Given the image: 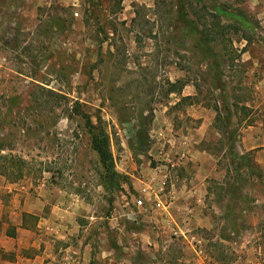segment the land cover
Listing matches in <instances>:
<instances>
[{
	"label": "rangeland",
	"instance_id": "obj_1",
	"mask_svg": "<svg viewBox=\"0 0 264 264\" xmlns=\"http://www.w3.org/2000/svg\"><path fill=\"white\" fill-rule=\"evenodd\" d=\"M186 147L214 165L194 223L171 228L140 180L183 190ZM0 155L21 170L2 180L70 229L47 264H264V0H0Z\"/></svg>",
	"mask_w": 264,
	"mask_h": 264
},
{
	"label": "crops",
	"instance_id": "obj_2",
	"mask_svg": "<svg viewBox=\"0 0 264 264\" xmlns=\"http://www.w3.org/2000/svg\"><path fill=\"white\" fill-rule=\"evenodd\" d=\"M210 123L209 116V119L199 124L196 131H204ZM185 150L187 151L181 162L183 167L186 171L189 168L196 171L190 178L182 179L185 181L183 190L172 191L173 203L168 211L170 216L166 220L171 228H177L186 219L187 226L194 223L191 216L196 209L198 211L201 208L200 201L207 193V182L204 181L206 172H210L214 165L206 161L204 151L194 147H186ZM193 150L194 153H191ZM3 178L0 176V264H47L50 258H61L58 256L61 255L62 247H55L58 243L55 240L58 239L61 244L59 239L68 238L70 229H66L60 221L53 222L51 215H41L38 208L40 203L37 202L40 199L33 198L31 202L30 196L26 194L27 188L12 182L6 184ZM194 198H197V204L193 202ZM163 221L161 220L162 223ZM182 259L188 260L179 258Z\"/></svg>",
	"mask_w": 264,
	"mask_h": 264
},
{
	"label": "trees",
	"instance_id": "obj_3",
	"mask_svg": "<svg viewBox=\"0 0 264 264\" xmlns=\"http://www.w3.org/2000/svg\"><path fill=\"white\" fill-rule=\"evenodd\" d=\"M180 7L182 8V5H180ZM182 23L186 24L185 28L186 29H193L195 26L193 25V22L191 20H186V21H182ZM223 27H225L224 25H220L219 26V33H217V35H220V33H223V31H221V29H223ZM202 28H204L201 32V34L203 35V40L205 41H214V42H222V40H220L218 37H214V35H212V31L211 29L206 28V25L203 24ZM223 35V34H222ZM225 44H223V49L225 48ZM206 51H208V53L210 54V58L213 59L214 57H216V53L215 51L209 47V46H205ZM182 85L177 86L175 83H171L170 84V89L169 91H174V92H179L180 88ZM192 97V96H191ZM190 96H184L181 97L180 100H189L191 98ZM215 121L220 119V111L219 108L215 107ZM90 133L91 130H89ZM226 139H227V147L229 148L230 154L232 156L237 155L236 153L234 154V150H235V146H234V136L233 134L227 132L226 133ZM90 147L92 150H94L96 152V154L98 155V159L100 161L101 167L103 169V178L106 182H108L109 184H115L117 181V174L114 170V165H113V160H112V155L111 152L108 148V138L106 136V134H104L102 131L95 133V134H91V144ZM239 156L237 155V158ZM7 157L5 155H0V175H3L6 177L7 176H12L13 180L16 178L17 176L20 175L21 170H20V165L18 164V166L16 167V170H10L11 165L13 164L11 161L12 160H7ZM231 159H234V157H231ZM7 160V161H6ZM232 161V160H231ZM23 163V162H22ZM14 165V164H13ZM3 173V174H2ZM16 176V177H15ZM19 177V176H18Z\"/></svg>",
	"mask_w": 264,
	"mask_h": 264
},
{
	"label": "built area",
	"instance_id": "obj_4",
	"mask_svg": "<svg viewBox=\"0 0 264 264\" xmlns=\"http://www.w3.org/2000/svg\"><path fill=\"white\" fill-rule=\"evenodd\" d=\"M185 154L186 153L184 151L181 153V158L182 159L184 158ZM162 176L166 177V174H163ZM140 185H141L140 190L142 192V195H144L145 198L151 199V203H153L155 205L156 209H163L166 212H168V209L170 208V206L173 203V196H172L173 194H172V192H170L167 195V200L164 201L162 199L163 196H160L158 194V192H155V190L153 188H151V186H150V184H149V182L147 180L141 179L140 180ZM156 191L160 192L161 188L156 190ZM134 203H135L136 207H139V206L143 205V198L139 197V198L134 199Z\"/></svg>",
	"mask_w": 264,
	"mask_h": 264
}]
</instances>
